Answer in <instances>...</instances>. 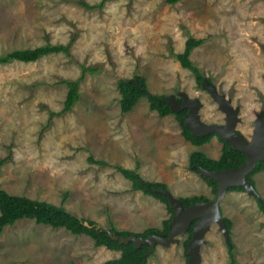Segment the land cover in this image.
Returning a JSON list of instances; mask_svg holds the SVG:
<instances>
[{
  "label": "rangeland",
  "instance_id": "1",
  "mask_svg": "<svg viewBox=\"0 0 264 264\" xmlns=\"http://www.w3.org/2000/svg\"><path fill=\"white\" fill-rule=\"evenodd\" d=\"M82 1L96 5L101 0ZM73 34L70 56L59 52L34 62L0 64V158L11 151L1 167L0 188L57 205L69 192L63 205L75 215L107 228L108 208L117 229L139 232L152 225L147 211H138L147 196L132 191L112 166L90 163L88 157L127 168L141 160L146 169L141 177L153 181L147 162L168 160L165 134L178 122L150 110L146 97L122 114L117 81L141 76L149 93L171 100L175 108L193 100L207 124H225L221 100L228 101L237 113L236 128L251 138L260 112L264 118V0H107L93 10L76 0H0V55L67 44ZM189 36L205 39L189 58L212 78L214 88H198L190 70L171 56L184 50ZM81 66L96 70L86 71L79 100L60 113L67 92L60 80L78 78ZM140 124L155 130H141ZM144 133L150 138L138 141ZM184 165L166 163L167 168ZM158 176V182L170 181L167 170ZM252 180L264 200V170ZM226 194L223 213L233 222L228 239L237 264H264V211L246 191ZM162 208L166 213L162 210L155 227L169 216L164 203ZM176 237V243H156L147 264H186L187 234ZM203 239L198 264H230V241L217 222ZM119 255L94 246L87 235L31 219L16 221L0 234V264H103Z\"/></svg>",
  "mask_w": 264,
  "mask_h": 264
},
{
  "label": "trees",
  "instance_id": "2",
  "mask_svg": "<svg viewBox=\"0 0 264 264\" xmlns=\"http://www.w3.org/2000/svg\"><path fill=\"white\" fill-rule=\"evenodd\" d=\"M107 0H101L99 4L90 5L82 0H76V3L83 6L85 9L93 10L96 8L101 9L104 2ZM165 3L174 4L178 0H164ZM76 34L72 35L71 41L67 44H43L34 48L25 49H14L0 55V64H6L11 61H22V62H34L40 59L42 56L51 53H63L70 56V46L73 40L76 38ZM204 38H195L193 36L187 37L185 41L184 50L180 53L170 52L171 56L177 59L183 68L190 70L194 76L195 82L198 88L204 89L205 86H212L213 80L210 77H205L200 70L189 58L190 52L195 47L201 45L204 42ZM96 68H87L81 66V73L78 78L74 80H60V83H64L67 86V92L63 103V108L60 113L68 112L72 109L74 104L80 98L79 84L83 79L86 71H95ZM118 92L120 94L119 106L122 114L130 111L137 101L146 97L148 100V107L150 110H154L160 117L167 115H173L175 120L178 122L182 136L185 140L191 142L194 145H202L210 140L211 137L217 135L215 133H209L202 136L194 135L190 128L184 123L183 119L188 114V109L181 111H174L170 108V104L162 95H154L148 92V87L145 79L141 76H135L133 79H119L116 83ZM182 102V101H181ZM51 115H57L58 113L50 112ZM218 139L222 142L221 154L218 159H212L205 155L201 151H193L189 154L188 167L191 171L199 174L200 169L206 170H222L224 168L239 167L246 160V156L243 152L233 149L231 144L217 135ZM8 148H11L9 146ZM11 159V151L7 156L0 158V171L1 167ZM90 163L99 164L100 166H112L118 171L125 179L131 183V190H140L146 195H150L160 202L164 203L169 213V216L162 221L160 227H147L142 231L134 232L130 230H120L114 225L113 220L106 209L107 215V228L99 227L96 222L92 219L80 217L67 210L63 203L69 196V192L62 194L60 204H54L46 200H40L31 198L25 195L12 194L4 189L0 188V234L6 226L13 225L16 221L22 219H31L35 223L45 224L51 228H64L74 235H87L96 247L103 246L110 250L119 251L120 255L114 259H108L103 264H146L148 258L151 256L152 249L149 250V244L144 243L135 246V242L129 240L127 242L120 238H135V239H146L148 236L156 235L159 237H166L169 232V224L174 215L173 207L169 203V199L166 194L162 191H168V187L163 182L158 181H147L143 179L138 172L140 165L139 161L135 162L134 168H127L120 164H109L104 160L94 159L92 156L88 157ZM264 170V160L257 161L250 172L246 174V179L253 184L252 177L256 173ZM202 178L207 181L211 186L212 193L215 194L217 181L208 176L202 175ZM254 185V184H253ZM255 187V186H254ZM228 191H245L242 185L229 186ZM184 207L193 205L196 202H208L212 199L204 195H192L187 197L178 198ZM259 207L264 211V200L258 201ZM228 238L231 236L232 222L230 219L222 217ZM197 220H193L190 224L189 229L186 231L187 237L183 241L186 264L188 262L187 256V244L192 236V227ZM115 236V237H114ZM228 245V257L230 264H237L235 253L233 252L234 244L231 240Z\"/></svg>",
  "mask_w": 264,
  "mask_h": 264
},
{
  "label": "water",
  "instance_id": "3",
  "mask_svg": "<svg viewBox=\"0 0 264 264\" xmlns=\"http://www.w3.org/2000/svg\"><path fill=\"white\" fill-rule=\"evenodd\" d=\"M165 100L168 101L170 108L174 111L188 109V114L183 121L194 135L202 136L215 133L221 136L223 140L229 142L233 149L243 152L246 156V160L239 167L224 168L220 171L199 168L202 175L217 181L214 198L208 202H196L193 205L184 207L180 200L172 196L170 192L162 191L167 195L169 203L172 205L174 211V215L169 224V232L166 237L151 235L146 239H135L132 237L120 239L125 242L132 240L135 242L136 247L148 243L149 250H151L156 243L169 245L170 243L178 242L176 235L184 234L189 229L191 222L197 220L192 227V236L187 244V254L189 256V264H198L200 259L198 254L200 243L204 241V234L212 223L217 222L227 240H229L219 209V200L226 192L227 187L242 185L247 193L253 195L257 201H261L254 185L246 179V174L252 170L257 161L264 160V118L262 117V112H260L253 124L251 138H247L243 133L237 131V113L228 101L221 100L227 115L225 124H207L200 119L199 103L188 99L187 101H182L181 104L175 108L171 100L167 98H165ZM262 206L264 207L263 204ZM186 213L190 215H186Z\"/></svg>",
  "mask_w": 264,
  "mask_h": 264
},
{
  "label": "crops",
  "instance_id": "4",
  "mask_svg": "<svg viewBox=\"0 0 264 264\" xmlns=\"http://www.w3.org/2000/svg\"><path fill=\"white\" fill-rule=\"evenodd\" d=\"M175 124L177 125H174L172 133H170L169 135L165 134L166 136H168L167 137L168 138V141H167L168 142V156H167L168 160L167 161L164 159L161 160V159L154 157L152 158L151 163L147 162V168L149 169V171L154 177L153 181H158L157 179L159 177L158 175L160 174V170L162 171L167 170L170 174L169 176L170 181L164 182V183H167V186L169 189L168 192H170L172 195L174 194L176 198H179L182 196L187 197V196H192V195H204L208 197L209 199H213L214 194L212 195L211 186L207 183V181H205L202 178V174L201 173L197 174L189 169L188 167L189 154L193 151H201L212 159H218L221 154L222 142L218 139L217 136H213L210 138L208 142L202 145H194L191 142L184 139V137L182 136L181 128L179 124L178 123H175ZM139 127H141V130H144V131L155 130V128L152 127L150 124H140ZM163 133H167V132L164 131ZM140 136L142 140L144 137L150 138V133H144L143 136L142 135L137 136L136 138L138 141L140 140ZM169 162L175 163V164L177 163L183 164V165L185 163L187 164L182 167L173 166V167L167 168L166 163H169ZM139 163L140 165L138 167V172L141 175V173H143V171H146V169L142 170L144 164L141 163V160L139 161ZM256 174H259V173H256ZM160 178H165V173ZM173 186L174 188H172ZM130 189H131V183H130ZM135 191L147 196V199H149V200L144 201L143 203L144 205L143 206L141 205V207L138 208V211L146 210L147 216L145 217L146 219H149V221H151V224H152L150 227H155L156 225L153 223L158 221V219L161 218L160 214H162L165 211L162 208V202H160L156 198H153L150 195H146L142 193L140 190H135ZM231 191H236V190H231ZM228 192L230 191L226 190V192L220 198L219 209H220L222 217H225L231 220V216H228V214L224 215L223 213V207H224L223 205H225L223 197H225V195H227L226 193ZM239 192L243 193L245 191H239ZM147 204H150L151 207L145 208V206H148ZM232 226H233V222H232ZM134 232H138V231H134Z\"/></svg>",
  "mask_w": 264,
  "mask_h": 264
},
{
  "label": "flooded vegetation",
  "instance_id": "5",
  "mask_svg": "<svg viewBox=\"0 0 264 264\" xmlns=\"http://www.w3.org/2000/svg\"><path fill=\"white\" fill-rule=\"evenodd\" d=\"M205 87L213 88V85H212V86H208V85H206ZM204 89H205V88H204ZM204 89H203V90H204ZM217 124H219V123H217ZM237 131H238V132H241V131H239L238 129H237ZM241 133H242V132H241ZM214 136H217V135H214Z\"/></svg>",
  "mask_w": 264,
  "mask_h": 264
},
{
  "label": "bare ground",
  "instance_id": "6",
  "mask_svg": "<svg viewBox=\"0 0 264 264\" xmlns=\"http://www.w3.org/2000/svg\"><path fill=\"white\" fill-rule=\"evenodd\" d=\"M186 215H190V214H187V213H186Z\"/></svg>",
  "mask_w": 264,
  "mask_h": 264
}]
</instances>
